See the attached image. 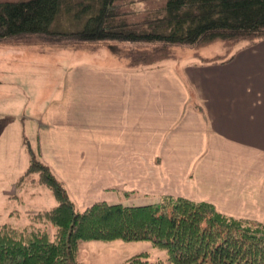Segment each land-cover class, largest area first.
Instances as JSON below:
<instances>
[{
	"label": "crops",
	"instance_id": "0c3cea01",
	"mask_svg": "<svg viewBox=\"0 0 264 264\" xmlns=\"http://www.w3.org/2000/svg\"><path fill=\"white\" fill-rule=\"evenodd\" d=\"M169 60L65 69L33 151L79 206L122 189L206 201L264 223V40L240 45L225 63Z\"/></svg>",
	"mask_w": 264,
	"mask_h": 264
},
{
	"label": "trees",
	"instance_id": "16d2710c",
	"mask_svg": "<svg viewBox=\"0 0 264 264\" xmlns=\"http://www.w3.org/2000/svg\"><path fill=\"white\" fill-rule=\"evenodd\" d=\"M71 20L70 31H55ZM31 35L54 44H126L121 57L131 70L175 59L179 47L221 41L224 54L194 56L201 63H225L240 45L264 40V0H0V41ZM27 150L28 166L14 187H44L56 204L29 214L23 226L0 224V264H82L81 241L116 239L150 241L172 264H264L260 221L170 194L142 205L100 200L79 208L51 168ZM119 264L165 261L141 252Z\"/></svg>",
	"mask_w": 264,
	"mask_h": 264
},
{
	"label": "rangeland",
	"instance_id": "374dc122",
	"mask_svg": "<svg viewBox=\"0 0 264 264\" xmlns=\"http://www.w3.org/2000/svg\"><path fill=\"white\" fill-rule=\"evenodd\" d=\"M55 26L56 32H68L74 23L73 20L61 21ZM126 49V44L116 42L54 44L39 35L0 41V224L9 222L23 226L28 223L29 214L36 209L56 204L48 189L36 187L33 191L32 188L21 187L18 190L14 183L28 166L27 146L35 151V126L48 102L59 93L65 69L77 63L100 68L120 67L124 65L121 55ZM195 53L209 57L222 55L225 49L221 41L177 48V57L183 62L195 59ZM175 59L168 62L181 63ZM155 176H160L158 166ZM14 193L22 197L12 198ZM161 195L145 197L120 189L106 191L103 199L109 203L142 205L156 202ZM141 252L147 253L150 260L161 259L165 264H172L166 260L167 252L154 247L150 241L86 240L78 245V259L82 264L124 263Z\"/></svg>",
	"mask_w": 264,
	"mask_h": 264
}]
</instances>
